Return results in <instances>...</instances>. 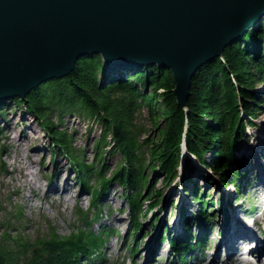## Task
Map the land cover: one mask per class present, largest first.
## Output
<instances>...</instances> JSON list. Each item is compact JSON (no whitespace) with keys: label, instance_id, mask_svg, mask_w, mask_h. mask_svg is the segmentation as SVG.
I'll return each mask as SVG.
<instances>
[{"label":"trees","instance_id":"obj_1","mask_svg":"<svg viewBox=\"0 0 264 264\" xmlns=\"http://www.w3.org/2000/svg\"><path fill=\"white\" fill-rule=\"evenodd\" d=\"M113 73H106L101 55L91 54L79 58L69 76L44 82L25 98L14 97L8 103L37 121L51 142V160L60 155L69 162L82 190L99 209L95 220L103 216L102 198L111 187L118 184L122 188L131 215L128 230L132 229L134 256L144 227L141 219L161 208L163 193L156 189L158 179L171 185L179 177V169H184L181 184L199 205L195 213L181 214V225L185 221V232L192 241L179 243L172 232L157 226L158 239L169 242L173 253L184 260L185 249L196 246L194 227L198 231L199 227L212 228L209 224L215 220L214 203L218 204L212 193L187 181L193 161L219 176L224 187L232 186L238 194L244 192L242 179L246 173L240 170L238 158L241 147L249 144L248 128L256 127L263 103L255 90L264 85V19L227 46L221 57L196 71L185 108L177 103L169 68L143 65ZM7 107L6 101L0 102V117ZM72 116L88 127L97 124L101 128L92 163L84 160L83 151L74 145L73 134L63 128ZM183 147L189 157L182 160ZM107 155L120 157L110 176ZM213 184L215 187L211 180L207 186ZM95 220L88 226L93 227ZM25 225L23 208L4 217L0 264H87L99 261L113 236L106 226L99 232L84 228L68 235H60L51 227L32 238Z\"/></svg>","mask_w":264,"mask_h":264},{"label":"water","instance_id":"obj_2","mask_svg":"<svg viewBox=\"0 0 264 264\" xmlns=\"http://www.w3.org/2000/svg\"><path fill=\"white\" fill-rule=\"evenodd\" d=\"M263 19L264 0H0V101L99 54L107 71L169 68L185 108L196 71Z\"/></svg>","mask_w":264,"mask_h":264},{"label":"rangeland","instance_id":"obj_3","mask_svg":"<svg viewBox=\"0 0 264 264\" xmlns=\"http://www.w3.org/2000/svg\"><path fill=\"white\" fill-rule=\"evenodd\" d=\"M105 63V62H104ZM126 68V67H125ZM131 68V67H127ZM121 69V68H120ZM107 74H112L115 71H107ZM112 76H117L113 73ZM116 78V77H115ZM256 93L261 95L263 103L257 113L255 119V128H248L249 144H244L239 153V166L240 170L245 172L242 179L243 193L238 194L237 190L232 187H223L220 184V177L214 174L211 170L202 168L197 161H193V170L189 173V180L192 184L197 183L201 188H205V192L214 195L215 210L213 211L215 220L210 222L209 239L213 242L210 247H206L205 257L199 258L204 261L203 264H227L226 257L223 251L219 250L217 260L214 252L218 244L223 240L226 235V224L229 223V213L232 209L238 210L241 219L245 223H253V230L258 233L259 239H264V232L262 228L254 226V220H258L261 216L264 218L262 205H264L263 195L264 187L258 184L256 175L258 170L254 167L256 162L252 159L248 160L247 151L250 149L258 152L260 146L264 147V85H258L255 90ZM7 102L8 107L1 113L0 117V231L1 224L4 223V217L14 209L23 208L24 216L26 219L25 230L29 237L34 238L37 234L47 233L53 227L60 235H68L73 231L79 229L90 228L93 231L99 232L103 226L108 229H116L120 235L111 236V239L106 244L99 257L97 264H191L192 261L187 259L182 263L171 255L169 248L164 244L162 245L158 239L157 226L162 225L163 231H170L175 234L183 231V225L180 222L184 219L181 214L195 213L199 209V205L195 204L190 194H186V190L181 184L183 178V170L179 169V177L171 184L166 185L161 177L157 181L156 189L162 191V204L161 208H156L152 213L149 212L146 217L141 221L144 225L143 234L139 236L140 248L138 253L134 256L131 249L134 246V238L130 237L132 229L128 230L131 224V215L128 212L126 201L122 198V188L115 184L111 187L109 194L102 198L103 216L99 218L100 223L89 227L88 223L95 220L99 209L93 207L90 201L91 196L82 190L80 182H78L77 174L69 162L58 155L55 160H51L50 146L51 142L38 126L37 121L30 116L25 110L16 107L12 103V98L1 100L0 102ZM147 112V111H146ZM147 114L145 113V119ZM146 123V121H144ZM23 123L21 131L23 135L28 136V139H23V151L26 153L33 152L38 160L35 166L29 168L30 176L20 181L18 177L20 174L14 173L19 168L18 156L22 152L18 148L17 141L11 142L8 138L12 133L10 124ZM147 124V123H146ZM148 125V124H147ZM150 127V125H148ZM63 128L73 134V142L77 149L83 151V158L87 163H92L95 159V141L101 134V128L97 124H91L89 127L86 123L80 121L76 117H68ZM19 130V129H18ZM12 135V134H11ZM260 140V141H259ZM262 141V142H261ZM261 151V150H259ZM183 157H189L185 150L182 149ZM42 153L44 158H41ZM260 164L264 163V151L260 154ZM206 157H209L207 154ZM106 163L110 168L107 173L111 175L112 170L117 167L120 159L119 155H107ZM41 160V161H40ZM59 162L63 165V170L58 173L55 165ZM259 166V164H258ZM33 172V173H32ZM58 173V177L53 174ZM188 175V173H187ZM70 176L68 182L69 192L61 196L65 190L64 179ZM188 177V176H187ZM206 177V178H205ZM46 178V179H45ZM213 180L215 182L211 186L207 184ZM38 181V182H37ZM58 188L57 194H51L50 199L46 198L45 190L50 186ZM94 184V183H92ZM196 184V185H197ZM42 187L39 197H36L31 191ZM192 191V190H191ZM68 201L67 204L64 201ZM222 202L225 207L222 208ZM220 205V206H219ZM210 211V209H208ZM189 211V212H188ZM88 219H84L87 218ZM145 216V215H144ZM145 219V220H144ZM162 223V224H160ZM170 227V228H168ZM264 227V226H263ZM108 229V230H109ZM169 229V230H167ZM250 232H253L250 230ZM195 237L198 235L197 227H194ZM133 236V235H132ZM157 243L150 252L149 243L153 239ZM144 238V239H143ZM152 243V242H151ZM150 243V244H151ZM155 244V243H154ZM152 247V246H151ZM160 247V249H158ZM210 248V250H209ZM160 250V251H159ZM218 250V249H217ZM149 252L153 256L149 262L147 260ZM197 264L198 258L194 259ZM87 264H95L89 262Z\"/></svg>","mask_w":264,"mask_h":264},{"label":"bare ground","instance_id":"obj_4","mask_svg":"<svg viewBox=\"0 0 264 264\" xmlns=\"http://www.w3.org/2000/svg\"><path fill=\"white\" fill-rule=\"evenodd\" d=\"M21 126H24V124L23 123L22 124L21 123H15V124L12 123V124H10L9 127H10V130H12V133H11L12 135L10 134L8 139L11 142L17 141V145L16 146L18 148H20L21 151H22L19 154V156L17 157L18 158V162H19V168L16 171L14 170V173L20 174V177H18V180L22 181V180L26 179V181H27L29 176L31 175L30 172H29V168L32 167V166H35V164L37 163L38 160L36 159L37 155H35L33 152L26 153V152H24L22 150L23 147H24L23 143H22L23 139L24 138L28 139L29 137L26 136V135H23V133L21 131ZM263 132H264V128H263ZM259 150H261V151H259ZM263 151H264V147L263 146L259 147L258 152H255V151H253L251 149L249 151H247L248 160L252 159V161L254 160L256 162V164L254 166L258 170V172H256L257 173L256 179H258V184L261 186V188L264 187V163L260 164V158H261L260 154ZM41 158H44V154L43 153L41 155ZM258 164H259V166H258ZM55 167H56L58 173L60 171H62L63 168H64L63 165L61 163H59V162L56 163ZM58 173H54L53 176L54 177H58ZM69 179H70V176H67L64 179V186H65L64 188H65V190L63 191L62 194L59 193L61 196H63L64 194H67V192H69V188L67 187ZM220 182H221V180H220ZM220 184H222V183H220ZM222 186H223V184H222ZM42 190H43L42 187H39V189H36V190L32 189L31 191L34 193V195L36 197H39V195H40ZM45 193H46V198L50 199L51 194H57L58 193V188L57 187H53V185L50 184V186L45 190ZM64 203L67 204L68 201L66 200V201H64ZM225 205H223V202H222V208L225 207ZM240 216L241 215L239 214L238 210L232 209V212L230 211L229 218H231V219L228 220L229 223L226 224V235L223 238V240L218 244V246L216 248V251L214 252V254H215V257L213 259L214 261L217 260L218 251L219 250L221 251L223 247L227 246V243H228L229 239L232 241V243L234 245V248H236V250L231 251V252L229 251V253L227 255V261H226L227 264H245L244 262L240 261V259H239L240 258L239 257V251L246 243L249 244V247L251 249L254 248V251H255V253L258 256H261V255L264 256V241L260 240L258 238V233L253 230V227H252L253 223H248V224L245 223V221H243ZM87 219H88V217H87ZM96 221H97V223H99L98 220H96ZM160 224H162V223H160ZM186 226L187 225L184 224L182 228H185ZM254 226H256L258 228L260 226H264V218H262L260 216L258 218V220H254ZM250 230H252L254 232L253 236H251ZM208 231H209V229L208 228L206 229V226H205L203 228V231H201L199 235L201 237L205 238L207 233H208ZM141 234H143V229L141 231ZM251 239L255 241L256 245L252 244L254 242L251 241ZM164 241L165 240H162L161 243L164 242ZM151 242H150L151 244L149 243V248H148V251L150 249V252L152 251V249L154 248L155 245H156V247H158V245H159V244L157 245V243L155 242L154 237L151 240ZM165 245L168 246L167 244H165ZM204 246H203V249L201 251L202 252L201 258L205 257V251L206 250L204 249ZM158 249H160V247ZM150 252H149V255H148V258H147L146 262L147 261L149 262L153 258V256L151 255ZM257 260H258L259 264H264V263H261V260H259V258H257ZM90 262H92V261H90ZM94 263L97 264L98 262L96 263L94 261ZM203 263H204V261H198L197 262V264H203Z\"/></svg>","mask_w":264,"mask_h":264}]
</instances>
